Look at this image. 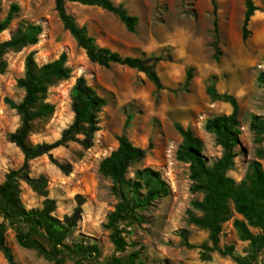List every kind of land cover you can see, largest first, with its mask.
<instances>
[{
  "label": "rangeland",
  "instance_id": "rangeland-1",
  "mask_svg": "<svg viewBox=\"0 0 264 264\" xmlns=\"http://www.w3.org/2000/svg\"><path fill=\"white\" fill-rule=\"evenodd\" d=\"M253 2L258 10L250 19V34L243 41L244 0H215L221 51L218 61L213 59L211 48V0H112L114 5L122 4L130 16L137 18L133 33L116 16L98 7L66 4L67 13L86 30L96 46L122 57L162 56L164 60L156 65L155 71L163 89L157 91L136 70L121 65L103 68L91 63L64 30L53 0H0V20L12 5L19 8L7 30L0 33V43L27 24L39 25L42 29L36 45L8 51L3 56L6 68L0 74V184L9 171L17 170L23 162L20 150L8 140L19 128L20 118L6 101L19 103L23 98L17 81L23 76L29 53H33L38 66L64 53L66 66L71 71L67 80L48 88L45 102L54 111L31 124L29 145L53 143L72 124L71 93L78 78L82 77L106 101L98 114L99 130L89 148L81 144L84 136L76 135L77 141L29 163V176L38 180V192L24 182L19 186L25 209H40L49 199L55 205L53 216L59 220L71 215L79 202L82 204L81 218L66 244L81 239L96 244L98 257L84 264H107L113 257L125 259L136 251L143 264H238V260L247 259L251 247L239 239L234 229L233 222L242 217L232 204L219 238L220 249L233 248L232 257L213 251L208 232L189 224L188 212L199 215L191 203L201 200L202 194L191 192L188 164L175 157L181 137L174 125L190 128L202 142L208 167L220 158L221 148L203 126L212 116L229 115L231 107L208 97L206 89L213 84L218 93L231 95L238 103L240 144L227 175L239 183L252 161H258L264 172V158L256 154L264 148V141L255 143L254 134L249 130L253 115L264 121V89L257 82L258 74L264 72V0ZM189 71L192 79L185 86ZM128 116L132 119L126 126ZM122 134L135 147L146 151L145 158L129 168L126 178L134 179L137 170L152 169L167 184L169 194L138 212L143 219L141 224L122 225L128 247L124 253H115L104 225L117 200L111 181L99 174L98 166L117 148V139ZM0 223L5 226L6 244L14 264H51L34 251L16 244L15 229L25 230L23 225H11L2 218ZM249 231L253 235L259 233L252 227ZM0 264H8L1 253ZM64 264H73V260L66 258ZM252 264H264V250Z\"/></svg>",
  "mask_w": 264,
  "mask_h": 264
},
{
  "label": "trees",
  "instance_id": "trees-1",
  "mask_svg": "<svg viewBox=\"0 0 264 264\" xmlns=\"http://www.w3.org/2000/svg\"><path fill=\"white\" fill-rule=\"evenodd\" d=\"M55 12L64 28L72 36L77 47L85 52L87 59L100 67L109 68L110 65H121L142 73L157 91L163 89L155 71L156 65L163 61L157 57H122L109 49L98 47L89 37L86 30L75 22L72 15L67 13V3H77L82 6L98 7L116 16L130 33L135 31L138 20L130 16L122 4L114 5L112 0H53ZM213 29L212 43L213 59L218 61L221 56L219 48V30L217 21V7L215 0H211ZM245 12L241 27V38L245 41L250 31L248 25L251 17L258 10L253 0H244ZM19 11L17 5H12L6 16L0 20V33L7 30L15 14ZM42 29L39 25L27 24L18 28L9 40L0 43V74L6 68L3 56L8 51H19L27 46H34ZM66 55L62 53L56 60L38 66L33 53H29L24 62L23 76L17 81V87L24 93L19 103L7 100V105L20 118L19 128L8 136L23 155L22 165L17 170L9 171L0 184V218L11 225L21 224L25 230L15 229L16 244L26 250L34 251L39 257L51 264H64L66 258H71L73 264H84L94 261L99 250L96 244L88 240H75L66 244L71 238L81 215L82 204L79 202L72 214L59 220L53 216L54 201L46 199L40 209L24 208L20 201V182L26 183L38 192V180L29 176V163L51 151L77 141L75 136L82 134L81 144L85 148L91 146L94 134L98 129V114L106 105L101 98L80 77L72 88L71 109L74 115L72 124L65 129L60 138L53 143L31 146L27 143L31 124L38 119L53 113L54 108L45 102L49 87L70 77V69L66 66ZM264 63V61H263ZM192 79L191 72L186 75L185 86ZM258 84L264 89V72L257 76ZM206 94L212 101L226 103L231 107L229 115H218L208 118L203 126L204 131L211 134L217 146L221 148V156L210 167L202 154V142L194 136L190 128H183L179 124L174 129L181 137V143L176 151V159L188 164L189 179L192 183L191 192L202 194L201 200L191 203L195 215L188 212V222L208 232L211 249L222 256L232 257L233 248H219V238L222 225L227 221L229 205L242 220L233 222L234 229L241 241H247L251 247L247 259L238 264H252L259 253L264 250V172L258 161H252L247 173L239 183L227 175L237 157L236 148L240 144V121L238 118V103L228 94H220L211 84ZM132 117L128 116L126 126ZM249 130L254 134V142L264 141V121L259 116H252ZM146 151L135 147L122 134L117 139V148L109 156L101 160L98 172L112 183V193L117 200L114 210L107 216L104 228L109 231V240L115 253H124L128 247L122 225L124 223L141 224L143 219L138 215L152 206L153 202L169 194L167 184L160 174L149 168L137 170L134 179H127L129 168L145 158ZM264 158V148L256 152ZM78 198V197H77ZM249 227L259 230L257 235L249 231ZM44 241V242H43ZM207 248V247H206ZM0 253L8 264H14L13 254L6 244L5 226L0 223ZM107 264H143L138 251L132 252L125 259L112 258Z\"/></svg>",
  "mask_w": 264,
  "mask_h": 264
}]
</instances>
